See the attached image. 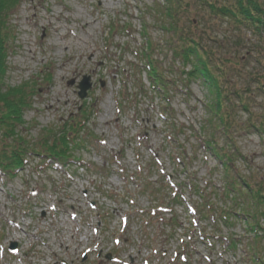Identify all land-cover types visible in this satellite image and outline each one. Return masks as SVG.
<instances>
[{"label":"rangeland","instance_id":"rangeland-1","mask_svg":"<svg viewBox=\"0 0 264 264\" xmlns=\"http://www.w3.org/2000/svg\"><path fill=\"white\" fill-rule=\"evenodd\" d=\"M176 1L172 11L170 0H23L10 15L14 51L8 59L7 87L25 85L34 97L22 135L39 145L48 131L63 127L70 117L79 121L90 109L86 129L92 142L89 150L74 151L80 163L71 168L37 170L30 163L38 159L30 158L14 178L0 172V264H249L246 239L254 234L246 224H221L218 235L213 222L202 221L200 226L214 235V247L208 249L187 208L194 205L206 213L205 202L232 209L224 191L230 177L239 178V185L245 181L264 189V130L253 127L264 121V90L244 95L250 112L236 110L229 140L223 129L215 130L207 108L214 97L204 79L194 81L189 94L173 84L169 117L137 52L146 46L147 35L168 53L163 61L170 63L171 41L180 45L178 38L204 37L209 50L227 53L224 88L264 89V35L248 24L238 28L211 16L203 0ZM208 1L223 6L234 0ZM167 10L175 14L174 21L164 23L172 27L170 32L161 23ZM155 52L159 58L161 50ZM164 76L176 79L170 72ZM85 79L92 88L81 99L78 87ZM123 97L132 100L122 104ZM211 133L213 148L207 146ZM230 153L235 160L226 172ZM78 164L89 170L74 169ZM137 173L139 182L150 183L145 194L129 181ZM191 181L205 189L203 196L192 191ZM177 193L184 205L171 202ZM156 201L157 207L171 203L176 221L167 223L172 217L167 213L163 223L148 224L145 211ZM191 224L196 237L187 245L183 238ZM230 236L239 239L236 251L228 248ZM12 243L19 249L15 254L9 251ZM109 253L119 262L106 260Z\"/></svg>","mask_w":264,"mask_h":264},{"label":"trees","instance_id":"trees-1","mask_svg":"<svg viewBox=\"0 0 264 264\" xmlns=\"http://www.w3.org/2000/svg\"><path fill=\"white\" fill-rule=\"evenodd\" d=\"M20 2L21 0H0V170L12 175L16 170H20L25 166V160L29 156H40L47 160L54 159L62 163H68L69 159L74 157V151L85 147L87 123L90 117L93 116L90 109H85L81 122L74 118L68 119L63 127L56 131H48L47 134L43 135L44 137H42L39 145H33L22 135V131L26 128L24 115L31 107L33 97L32 94L27 93L26 89L28 87L25 89V85L16 89L8 88L6 82V76L10 71L8 62L10 53L7 44L11 31L8 27V20H10L11 13L20 5ZM176 2V0H170L172 11V7H177ZM202 3L210 9L211 16H220L226 21H232L235 24L234 27L238 28L248 24L256 31L258 36L263 37L264 0H234L231 5L226 4L223 6H217L208 0H203ZM172 11L167 10V13L161 18V23L164 25L163 29L169 32L172 27L164 23H167L169 19V22L175 20V14ZM204 41V37L197 40L196 37L192 38L189 35L176 40V43L180 45H176L174 41H171L170 43H174V46L170 48L172 60L170 63L166 61L167 64L163 60L167 59L168 53L165 54L160 47L154 45L151 39H147L146 46L141 51V56L143 61L148 63L149 75L153 78L154 83L160 87L167 88L170 84L162 75L167 72L175 73L177 80L173 82L180 83L186 88L192 82L204 79V84L210 89V94L214 97V99L211 98L213 102L207 104V108L217 123L218 128L215 130L218 132L223 129L225 137L232 140V136H229L232 129H234L232 118L235 116L236 110L242 109L244 112H250V107L246 102L248 97H244V95L257 92L263 93L264 89L263 87L257 89L248 87L247 90L238 91L224 88L223 77L227 75V65H230V63H227V53H219L216 50L214 51L213 48L209 50L207 46L203 45ZM156 50H161V53L158 52L159 58L155 52ZM218 54H221V56ZM178 62H180L179 66H177ZM190 65L191 69L188 70ZM163 66H165V69H162ZM168 98L162 97L164 100H168ZM253 127L259 131H261V128L264 130V121ZM211 134L210 143L214 147L216 138H214V133ZM230 156L232 159L226 157L225 169L227 172L232 169L231 164L235 159L234 154L230 153ZM238 179L237 177L225 179L228 186L227 198L230 199V195L234 194L231 199L233 202L232 208H234L235 203L236 206L238 204L236 201L234 203V199L238 197L239 200H242L245 205L242 209L250 219L256 220L255 224L259 227L260 220L264 219V189L260 187L254 189L245 181L240 182L239 185L238 182L241 180ZM238 185L240 188H238ZM234 211L226 213L227 216L223 219L228 227L232 225L228 216L232 217ZM253 228L252 231L255 230ZM255 239V246L252 247L255 258L252 262L253 264H264L263 238L256 236Z\"/></svg>","mask_w":264,"mask_h":264},{"label":"water","instance_id":"water-1","mask_svg":"<svg viewBox=\"0 0 264 264\" xmlns=\"http://www.w3.org/2000/svg\"><path fill=\"white\" fill-rule=\"evenodd\" d=\"M74 83H75V82H72L71 84H74ZM91 87H92V85L89 84V79H85V80L80 84L79 88H80L81 91H80L79 95H80V97H81L82 99H84V98L87 97V92H88V90L91 89ZM14 248H15V245H14Z\"/></svg>","mask_w":264,"mask_h":264}]
</instances>
